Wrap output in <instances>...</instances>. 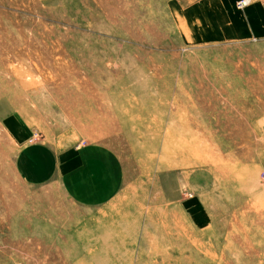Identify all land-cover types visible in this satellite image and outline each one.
I'll return each instance as SVG.
<instances>
[{"label":"rangeland","instance_id":"rangeland-1","mask_svg":"<svg viewBox=\"0 0 264 264\" xmlns=\"http://www.w3.org/2000/svg\"><path fill=\"white\" fill-rule=\"evenodd\" d=\"M0 264H264V0H0Z\"/></svg>","mask_w":264,"mask_h":264},{"label":"crops","instance_id":"crops-1","mask_svg":"<svg viewBox=\"0 0 264 264\" xmlns=\"http://www.w3.org/2000/svg\"><path fill=\"white\" fill-rule=\"evenodd\" d=\"M48 151L42 149L41 147H33L29 145L23 148L19 152L16 161V166L18 168L20 167L21 174L32 182L39 181L35 183H46L47 181H50L55 170H57V161L55 160L57 155L54 154V151V153H51L50 150ZM78 162L79 161L77 160L76 164ZM80 163H78V165H80ZM76 164L68 162L67 167L65 166V170L71 172L74 168L77 169L78 165Z\"/></svg>","mask_w":264,"mask_h":264},{"label":"built area","instance_id":"built-area-1","mask_svg":"<svg viewBox=\"0 0 264 264\" xmlns=\"http://www.w3.org/2000/svg\"><path fill=\"white\" fill-rule=\"evenodd\" d=\"M238 6H245V2H243V1H239V5Z\"/></svg>","mask_w":264,"mask_h":264}]
</instances>
